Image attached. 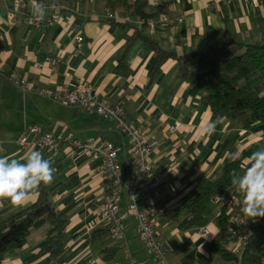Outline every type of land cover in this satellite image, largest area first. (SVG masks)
<instances>
[{"label": "crops", "instance_id": "0c3cea01", "mask_svg": "<svg viewBox=\"0 0 264 264\" xmlns=\"http://www.w3.org/2000/svg\"><path fill=\"white\" fill-rule=\"evenodd\" d=\"M21 0H0V156L21 158L34 148H22L18 138L29 125L44 131L62 132L79 140L106 138L119 149L125 175L133 171L126 152L127 140L115 121L81 107L64 106L38 90L76 87L80 81L93 87L97 96L122 107L127 120L151 136L156 144L148 159L163 178L164 211L155 215L156 237L165 244L170 264H239L225 259L212 248L221 246L241 257L246 242L234 236L233 225L223 229L218 221L222 211L212 199L204 214L211 233L205 240L202 226L182 227L186 212L180 207L200 188L220 176L233 154L252 146L264 147V133L256 129L249 114L221 120L209 136L205 126L212 122L211 109L202 102V92L192 93L189 82L179 74L177 57L204 53L229 41L253 44L264 41V2L244 0H142L145 12L182 17L181 24H161L147 30L127 13L123 2L135 0H37L48 9L45 17L72 14L84 41L75 42V32L60 24L35 25L33 0H22L24 18L13 17L14 4ZM114 18L108 17V12ZM147 39L175 57L166 59L156 72V53ZM48 58L55 59L56 64ZM11 75L27 79L31 90L22 92L9 80ZM29 139H32L29 136ZM53 161L56 169L50 198L67 219L62 255L52 258L41 251L40 243L48 225L32 228L26 243L9 253L2 264H159L139 236L137 216L126 206L123 196L125 248L120 247L100 216L106 198V178L96 171L98 161L60 144L56 151L35 148ZM249 166V158L239 166V175ZM42 186V185H41ZM40 186V188H41ZM39 190L25 206L14 208L8 201L0 208V224L35 203ZM235 185L225 192L235 196L227 213L242 220L241 228L251 229L259 218L250 220L241 211V193ZM108 252L109 255H108ZM264 264V258H263Z\"/></svg>", "mask_w": 264, "mask_h": 264}, {"label": "trees", "instance_id": "16d2710c", "mask_svg": "<svg viewBox=\"0 0 264 264\" xmlns=\"http://www.w3.org/2000/svg\"><path fill=\"white\" fill-rule=\"evenodd\" d=\"M127 13L139 16L143 25L155 18L145 12L146 3L135 0L123 2ZM156 53V72L163 62L176 55L165 51L152 40L147 39ZM179 74L190 85L191 92H202V102L212 112V122L218 126L222 119H237L249 114L256 129L264 133V41L243 43L229 41L221 47H212L204 53H188L177 57ZM50 99V98H49ZM52 100V99H51ZM54 101V100H53ZM261 146H252L242 151L238 159L225 164L222 173L209 181L200 191L180 207L186 212L182 227L202 226L208 203L216 196L224 195L233 186V174L239 175V166ZM51 189L41 186L38 199L20 214L0 224V264L9 253L20 249L27 241L32 228L48 225L46 237L40 243L41 251H46L54 259L60 257L65 247L67 219L56 210L51 198ZM225 229L230 225L226 207H222L218 218ZM110 232V226H108ZM212 248L225 259L239 264H263L264 258V218H259L246 241L241 257L217 245ZM110 252H108L109 255Z\"/></svg>", "mask_w": 264, "mask_h": 264}, {"label": "built area", "instance_id": "2783aa9c", "mask_svg": "<svg viewBox=\"0 0 264 264\" xmlns=\"http://www.w3.org/2000/svg\"><path fill=\"white\" fill-rule=\"evenodd\" d=\"M245 2H255L264 0H244ZM24 1H17L14 4L16 21L20 22L24 16L21 10L26 8ZM109 18H114L113 12H108ZM30 23L35 25L60 24L66 29L75 32V42L77 45L84 41L83 35L79 32V25L75 22L72 14L62 16L44 17L43 20L37 17H25ZM137 20L142 24L144 21L138 16ZM181 24L182 17H170L161 15L157 19L149 20L145 23L147 30H154L161 24ZM48 60L56 64L55 59ZM9 80L22 92L31 90L25 78L11 75ZM38 94L50 98L64 106L81 107L86 113H97L103 119L115 121L119 130L125 136L127 142L126 152L131 158L133 171L130 175H125L122 163L119 159V149L110 140L100 137H89L86 140L66 135L62 132L53 133L44 131L37 125H29L17 142L22 148H47L56 151L63 142L68 143L72 148L87 154L98 161L96 171L106 178V198L100 207V216L110 226V234L118 242L120 247L125 248L124 216L120 212L123 200L122 189L125 190L127 209L134 213L139 221V236L144 242L147 250L155 257L159 264H170L165 251V244L156 237L153 226L155 215L164 211L160 204L163 198V178L154 171V167L148 159L156 141L147 135L142 129L128 122L125 110L119 105H113L100 99L94 92L92 86L80 81L74 87H63L60 89L38 90ZM29 136L32 139H29ZM238 191H236V194ZM222 207L230 210L235 203V196L220 195L214 198ZM229 215V213H227ZM229 221L233 225L232 234L247 241L252 234V229L247 226L241 228L242 220L229 215ZM201 233L205 240L211 237L210 230L202 226ZM88 264H96L95 259H91ZM132 264H141L133 260Z\"/></svg>", "mask_w": 264, "mask_h": 264}, {"label": "clouds", "instance_id": "9594fccd", "mask_svg": "<svg viewBox=\"0 0 264 264\" xmlns=\"http://www.w3.org/2000/svg\"><path fill=\"white\" fill-rule=\"evenodd\" d=\"M47 11L37 0H33L32 13L35 17L43 20ZM215 127L214 122H209L205 126V133L210 136ZM232 158L238 159L239 154L234 153ZM55 172L53 161L35 149L19 159L0 156V208L4 206V201L14 208L25 206L42 184L53 182ZM232 184L242 195L240 204L243 215L250 220L264 218V147L251 154L249 166L243 174H233Z\"/></svg>", "mask_w": 264, "mask_h": 264}, {"label": "rangeland", "instance_id": "374dc122", "mask_svg": "<svg viewBox=\"0 0 264 264\" xmlns=\"http://www.w3.org/2000/svg\"><path fill=\"white\" fill-rule=\"evenodd\" d=\"M122 195H123V196L125 195V190H124V189H122Z\"/></svg>", "mask_w": 264, "mask_h": 264}]
</instances>
